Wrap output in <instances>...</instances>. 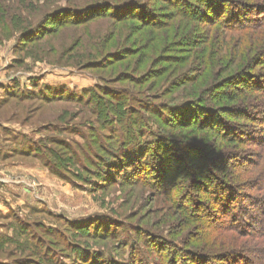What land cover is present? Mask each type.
<instances>
[{"label": "rangeland", "instance_id": "rangeland-1", "mask_svg": "<svg viewBox=\"0 0 264 264\" xmlns=\"http://www.w3.org/2000/svg\"><path fill=\"white\" fill-rule=\"evenodd\" d=\"M95 1L101 0H0V264H165L164 258L175 252L178 261L189 252L184 258L190 261L181 264L211 260L222 264L225 258L212 257L228 249L236 259L241 254L242 258L227 263L260 264L264 115L258 114L257 122L231 117L234 123L252 126L248 129L252 136L242 135L237 148L197 126H168L171 121L190 122L195 110L188 103L199 99L215 109L241 104L264 111L262 92H248L241 77L232 83L247 97L240 96L232 106L218 98L220 92L233 90L226 89L223 77L247 52L250 55L256 34L238 37L240 33L221 31L220 11L229 8L224 2L201 4L205 11L219 15L218 21L210 22L206 16L190 20L189 14H180L183 6L173 7L175 3L145 0L152 11L149 17L159 21L156 27L143 26L137 19L118 22L105 16L82 26L45 24L48 31L40 39L23 42L21 30L40 21L43 13ZM187 1L197 4V0ZM243 1L247 6H239L264 7V0ZM258 17L255 22H263L264 12ZM256 31L264 39V23ZM112 55L122 61L105 60ZM262 58L248 67L260 77H264ZM187 75L194 78L187 82ZM214 85L218 86L211 91ZM117 98L125 102L121 110ZM139 99L152 100L154 108L168 104L180 115L168 114L170 119L164 122L157 109L156 116L140 112L139 117L170 132L168 139L183 142L190 137L202 145L201 151L175 152L178 162L172 174L181 161H189L188 155L203 157L215 174L229 177L236 193L245 196L231 213H222L214 197L181 177L173 182L175 194L169 198L170 182L162 183L161 178L163 165L155 178L138 173L116 177L121 169H112L113 159L123 151L117 134L134 120L137 114H131L136 109L128 106L137 107ZM97 101H109L112 111L97 116ZM234 151L248 155L245 165L236 167L229 159ZM211 175L204 177L206 190L213 189ZM223 189L225 195L228 188ZM181 204H189L186 215Z\"/></svg>", "mask_w": 264, "mask_h": 264}, {"label": "trees", "instance_id": "trees-1", "mask_svg": "<svg viewBox=\"0 0 264 264\" xmlns=\"http://www.w3.org/2000/svg\"><path fill=\"white\" fill-rule=\"evenodd\" d=\"M150 1V0H147ZM157 2L164 1L166 3H175L173 7H182L179 11L180 14L188 15L189 19L194 20L198 19L199 16H206L207 21H218L219 15H216V12L213 11H205L201 6L204 3L211 4L213 6L218 4V2H224L225 8L226 5L229 7L228 10H222L220 11L221 16V24L219 26V29L225 33H228L230 35L234 33H240L238 37L248 35L253 36L256 34V41L254 43H251L249 51L252 52L250 55L247 52V55L245 54L242 59H240L238 62H236L231 69H229V74L225 77H223V80L226 79V89L232 87V91H223L219 93L218 98H221L219 102H225L227 106H232L235 102H239L240 96L244 95V98L247 97V93L244 91H241V89L237 86H235V83L233 85V81L237 78L241 77L242 82L248 84L246 86L248 88V92H262V96L264 97V77H260L257 74H254L252 71L248 70L249 65H251L255 60H262L264 57V39L260 35L258 36L256 33L258 31L257 27L261 26L263 22H255L258 21V16H262V13L264 12V7L258 6V5H248V7H241L239 5H245V1L238 0L237 4H232L231 0H197V4L190 3L187 0H156ZM194 2V0H193ZM232 5H235L232 7ZM146 5L145 0H101V1H95V3H89L85 6L81 7H67V9H62V7H59L57 9H53L51 12H45L42 14V17L40 21L36 22L35 24H28L25 28L21 30V36L25 39L23 42L30 43L32 41H36L37 39H40L46 32L48 31L45 27V24H52L54 26L59 27H65V26H82L86 25L89 22L101 18V17H110L111 19L115 21H124L126 19H137L139 20V23H142L143 26L147 27H156L159 23V21H155L152 17V11H150ZM252 6V7H249ZM258 6V7H256ZM105 7V8H104ZM241 10V11H240ZM178 11V9H177ZM252 12L253 15H252ZM259 14V15H257ZM257 15V16H256ZM258 17V18H257ZM204 18V17H203ZM44 21H41V20ZM260 21V19H259ZM251 39V38H250ZM248 41V42H253ZM23 43V44H25ZM93 47V46H92ZM98 47V45H97ZM102 48V47H101ZM104 48V47H103ZM95 52L96 49H94ZM263 51V52H262ZM108 62L112 60H116L112 64H116L122 59L117 60V56L112 55L111 59L107 58L105 59ZM124 60V59H123ZM193 76V75H192ZM190 75H187V79L185 81H190L194 77ZM218 80V77L215 78ZM220 81V80H219ZM237 81V80H236ZM218 82V81H217ZM218 86V85H216ZM215 85L210 87L211 91L215 89ZM16 87V86H15ZM245 93V94H243ZM106 94H109L107 92ZM20 95V94H19ZM126 96H131L129 93H124ZM29 96V95H28ZM27 96V97H28ZM18 97V95H17ZM20 97V96H19ZM125 98V97H121ZM117 98L116 105L118 107L120 106V109L117 107V109L121 110V107L125 106V102L123 99ZM62 99V98H61ZM111 101V100H110ZM134 102V101H133ZM137 107L129 104L128 108L130 106L133 107V109H136L131 114L132 116L134 114H137L134 117V120H129L128 126L124 125L121 132H118V148L124 150L130 151L128 154L123 153V151L120 152V156H115L114 166H112V169H117L120 167L121 171L116 175V177L119 176H126V177H132L136 173L138 174H144L145 178L151 177L155 178L159 172V167L163 165L164 171L162 172V183H165L166 180H168L170 183V186L167 189V192L169 193V198H172L174 196V185L176 186L177 183H173L178 177H181L185 179L186 181H191L193 184L200 185L201 188L207 193H205L206 196L214 197L216 199V205L219 210L222 211L225 215L227 213H231L233 207L238 206L240 204L239 198L245 197L241 193H236V189L234 187V183H232L226 175H217L214 173L216 170L214 166L210 164V162H205L202 158L199 157L197 154L188 155L186 158L189 159L188 162L181 161V166L176 169L177 173H173V166L178 161H176L175 158V152H182L184 150L189 149H199L202 145H197L195 142L191 141L190 137L182 138L184 139L183 142H178L177 140H171L168 139V135H170V132L167 133L166 130L163 128H160L156 124H153L152 122L147 121L144 117V121L142 120V117L139 115L140 112H146L151 113L153 115H157V112L159 110V116L163 118L164 122H168V118L170 114L173 117H178V113L176 114L175 109H170L168 104L163 105L161 107L156 106L154 108L152 100H135ZM110 102L107 101L105 104L101 103V101H97V104L95 106L96 109L99 108L98 111H96L97 116H100L102 114H105L106 110L112 111L110 109H113L110 107ZM176 103V102H175ZM174 103V104H175ZM172 104V107L177 105L179 107L184 106L185 104H182L180 102L176 103L175 105ZM191 108H194L195 111H192L188 117V120L190 122L186 123H180L177 121H171V125L168 122V126L171 129L177 128V127H192L197 126L202 131H208L212 135H214L216 138H219L220 140L224 141L226 144H229L231 146H234L235 148L238 147L239 143H241L244 139L242 135L252 136L251 133H249L248 129L252 128L251 125L241 124V123H234L232 121L241 120V119H247L249 121H256L257 118L261 115H264V111L260 108H253L257 105H253V107L244 106L239 104L238 106H235L234 108L229 109H215L214 107H211L209 105H206L204 101H196L194 103H188ZM235 105V104H234ZM122 107V108H123ZM158 109V110H157ZM180 109V108H179ZM193 112L196 114H193ZM110 113V112H109ZM115 114H118V111H114ZM187 114V112L183 113ZM261 114V115H258ZM106 115V114H105ZM188 116V115H187ZM234 118V120H230ZM229 118V119H228ZM170 119V118H169ZM230 120V121H229ZM197 122L196 124H193V122ZM174 122V123H173ZM195 122V123H196ZM245 122V120H244ZM257 122V121H256ZM139 124V128L135 129L136 124ZM144 130V131H143ZM139 132V134H137ZM142 132V133H141ZM167 133V134H166ZM137 139V140H136ZM135 141L136 143H132ZM134 144V145H132ZM188 146V147H187ZM128 147V148H127ZM127 148V149H126ZM168 148V150H166ZM264 148V144L261 148V155L260 158H262L263 164L260 166L261 169L264 167V153H262V149ZM164 150L163 155L161 152ZM203 152L204 149H202ZM264 150V149H263ZM110 152V151H109ZM117 154V153H116ZM247 154V153H246ZM112 156V155H111ZM248 155L245 156V154L239 153V152H232L228 154L229 159L231 158L232 162L235 164L236 167H241L245 165V161L248 159ZM212 159V158H209ZM181 160H184L181 158ZM208 161V160H207ZM205 162V163H204ZM154 163V165H153ZM151 165V167H149ZM256 163L251 164V168L253 169L255 167ZM247 166V165H246ZM240 170V169H238ZM133 171V172H132ZM242 172V171H241ZM264 172V170H263ZM128 174V175H126ZM211 175L214 177L212 182L210 183L211 186H213V189L206 190V181L204 180V177L206 175ZM210 177V176H209ZM233 177L230 175V178ZM234 178V177H233ZM139 183L138 181H134V184ZM181 184V183H180ZM183 184V183H182ZM196 187V185H194ZM238 187V185H237ZM200 188V190H201ZM208 188V187H207ZM228 188V192L223 194L224 189ZM239 188V187H238ZM222 194H221V193ZM208 193L210 195H208ZM214 194V195H213ZM219 195V196H218ZM248 196V195H246ZM251 198V196L246 197V199ZM199 204H201L200 201H197ZM195 202L196 204H198ZM189 204L180 205L181 210H183L184 215H186L187 209L186 207ZM211 211V210H210ZM207 215V212L205 211V214ZM202 215V216H204ZM212 219V218H211ZM262 251V259L260 264H264V249H261ZM193 254V251H191ZM238 252V251H236ZM244 252V251H243ZM189 252H187L185 255H182L183 257L179 259L176 258V255L178 252H175L173 254V257L167 258L164 262L165 264H181V263H188L186 258H184L186 255H188ZM246 253V252H244ZM236 253L234 251H231L230 249L226 250L223 254H215L212 258L216 259V257L219 260L224 259L222 264H234V263H227V260H231L230 262H233L234 260L232 258H235ZM199 256V255H198ZM242 254L238 256V259L235 258L236 262L241 260ZM200 260V259H198ZM233 260V261H232ZM235 262V263H236ZM206 263V262H205ZM208 264H219L214 263L212 260L208 261Z\"/></svg>", "mask_w": 264, "mask_h": 264}, {"label": "crops", "instance_id": "crops-1", "mask_svg": "<svg viewBox=\"0 0 264 264\" xmlns=\"http://www.w3.org/2000/svg\"><path fill=\"white\" fill-rule=\"evenodd\" d=\"M1 188H0V204H2V200H1V197H2V194H1ZM2 209V207H0V210Z\"/></svg>", "mask_w": 264, "mask_h": 264}]
</instances>
